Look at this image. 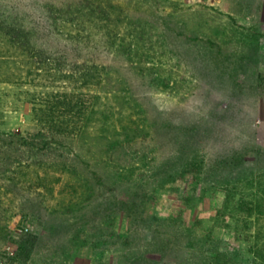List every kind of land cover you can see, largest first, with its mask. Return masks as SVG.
<instances>
[{
  "label": "rangeland",
  "instance_id": "obj_1",
  "mask_svg": "<svg viewBox=\"0 0 264 264\" xmlns=\"http://www.w3.org/2000/svg\"><path fill=\"white\" fill-rule=\"evenodd\" d=\"M263 110L264 0H0V264H264Z\"/></svg>",
  "mask_w": 264,
  "mask_h": 264
},
{
  "label": "trees",
  "instance_id": "obj_2",
  "mask_svg": "<svg viewBox=\"0 0 264 264\" xmlns=\"http://www.w3.org/2000/svg\"><path fill=\"white\" fill-rule=\"evenodd\" d=\"M254 148L252 145H247L245 144L244 146H242V148H240V150L238 151H234L231 154H221L216 160L218 162V165L222 168H228L229 166H234L236 163L239 164L242 161H244V159L248 156H251L252 154L250 153V149ZM256 149V148H255ZM263 158H264V154H263ZM260 193L262 194L263 198H264V183H261V189H260ZM220 194L222 197L217 198V204L215 209L210 212L213 214L214 218L220 217V223L222 224V226L224 227H228L230 225V218L232 216V210H235L238 214V216H242L243 218L245 217H249L252 215V207L251 204L253 203V200H249L247 199V196H245V193L240 194V198L239 199H235L234 197V193L231 194V192L228 190V188L225 189H221ZM121 198V202H123V204L126 206V202H130L131 205H129V207H127V210H133L134 208H132L133 203H135V199L131 198V200H127V196L124 197V195H122ZM235 201V204H232L231 202ZM262 204L264 205V202L261 201ZM143 216V215H142ZM130 215H127V219L130 220ZM210 219V217H209ZM202 219H198L195 220V223H201ZM148 228H153V231L155 230L157 232V236H160L159 240L161 241V244H164L163 249L167 248L168 244H173L175 245L176 242L178 241L179 237L176 236L175 233H170L165 231L164 229H161L159 224H147L146 225ZM158 244L157 246L161 245ZM189 246L194 245L195 243L193 241L188 242ZM160 247V246H159ZM263 249H264V245H263ZM259 259L264 260V257H260ZM215 264H228L229 259L227 257H223V255H218L215 259ZM146 262V261H145Z\"/></svg>",
  "mask_w": 264,
  "mask_h": 264
},
{
  "label": "crops",
  "instance_id": "obj_3",
  "mask_svg": "<svg viewBox=\"0 0 264 264\" xmlns=\"http://www.w3.org/2000/svg\"><path fill=\"white\" fill-rule=\"evenodd\" d=\"M261 113H264V110ZM253 124L255 126L254 141L257 145L264 147V115L259 118L257 123H253ZM2 264H8V263H2Z\"/></svg>",
  "mask_w": 264,
  "mask_h": 264
},
{
  "label": "built area",
  "instance_id": "obj_4",
  "mask_svg": "<svg viewBox=\"0 0 264 264\" xmlns=\"http://www.w3.org/2000/svg\"><path fill=\"white\" fill-rule=\"evenodd\" d=\"M24 230H26L27 228H23Z\"/></svg>",
  "mask_w": 264,
  "mask_h": 264
}]
</instances>
